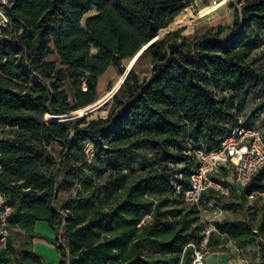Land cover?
<instances>
[{
    "label": "trees",
    "instance_id": "16d2710c",
    "mask_svg": "<svg viewBox=\"0 0 264 264\" xmlns=\"http://www.w3.org/2000/svg\"><path fill=\"white\" fill-rule=\"evenodd\" d=\"M192 4L9 0L11 27L0 35V193L12 211L0 264H42L31 244L44 238L34 233L39 221L54 233L46 240L59 264H192L190 245L205 226L172 182L181 173L188 185L195 163L187 152L217 148L247 98L264 88V59L256 54L264 48V0L231 1L229 27L153 40ZM144 46L135 64L149 60L147 80L133 66L105 118L71 115L96 103L100 78L110 67L124 76V61ZM55 53L58 62L46 61ZM263 179L264 166L234 206L262 190ZM213 225L209 250L225 239L256 246L264 264V211Z\"/></svg>",
    "mask_w": 264,
    "mask_h": 264
},
{
    "label": "built area",
    "instance_id": "2783aa9c",
    "mask_svg": "<svg viewBox=\"0 0 264 264\" xmlns=\"http://www.w3.org/2000/svg\"><path fill=\"white\" fill-rule=\"evenodd\" d=\"M225 0H211L213 7L220 6ZM9 0H0V35L4 30L11 27V21L6 12ZM195 166L188 176V185L180 182L183 175L178 173L172 187L176 195H181L184 201L195 205L199 211L201 208L209 211V218L205 225L203 237L198 245H190L192 264H205L207 241L210 232H215V221L222 218L225 210L216 197L227 196L230 186L242 192L257 171L264 166V141L261 131L255 126L244 123L241 119L232 128L231 132L224 137L217 148L206 150L199 146L191 152ZM173 167L172 164H170ZM177 167H181L178 165ZM1 172V164H0ZM264 186V179H263ZM214 197H206L208 193ZM247 199L264 198L262 190L251 191ZM11 207L6 203L5 197L0 193V248H4L11 233L9 217ZM150 220V215L144 216L137 227L144 225ZM205 224V221H203Z\"/></svg>",
    "mask_w": 264,
    "mask_h": 264
},
{
    "label": "rangeland",
    "instance_id": "374dc122",
    "mask_svg": "<svg viewBox=\"0 0 264 264\" xmlns=\"http://www.w3.org/2000/svg\"><path fill=\"white\" fill-rule=\"evenodd\" d=\"M231 1L233 0H225L220 6L213 7L211 5V0H193V4L189 7H186L178 15L181 17L190 18L187 24L179 28L182 30L181 35L185 37H191L195 33H200L205 29H214L218 26H231L233 17V8L229 5ZM187 12L189 13L188 15H186ZM93 13L94 11L87 13L84 16V19H86ZM160 32L158 33L159 38L164 36V34ZM229 35V31H226L222 36V40L228 38ZM256 54L257 56L264 59V48L258 50ZM49 59L58 61V58L55 54L50 55ZM131 61L132 59L124 61L126 71L128 70ZM133 66L136 69V72L138 73L139 79L141 81L147 80L150 77L151 66L148 59H143L138 64L134 63ZM122 78L123 76H119L117 74V70L113 67H110L107 72L100 78L98 90L101 97L96 103L88 107H95L96 109V111L92 115L87 117L88 120L105 118L107 116L109 104L111 102L112 90L118 86ZM108 86H111V91L107 92L106 90ZM65 89L70 94L68 85H66ZM263 102L264 88L258 87L247 98L245 105L238 112L239 119H241L246 124L255 125L259 130H262L264 128V107L260 109L259 107ZM71 115L74 118L81 117L79 110L73 112ZM47 119H50V117ZM221 202L223 209L225 210L224 218L229 220H241L245 219V217L249 215L250 218L253 217L258 219L261 215V212L264 211V199H254L253 201L245 199L244 202H242L243 206L238 207L234 206V204L239 203V196L238 194L233 193L227 197L222 198ZM199 213L201 223L205 226L207 224V219L209 218L210 213L208 210L203 208L200 209ZM203 221H205V224L203 223ZM37 225L38 228L45 227L43 222H39ZM17 235L19 239H23L24 237V235L20 232H18ZM213 253L225 257L222 264H257V260L255 258L257 254L256 246H250L246 248L237 247L232 241L228 239L224 240V243L221 245V247L215 248L213 250H206L205 260ZM213 261V258L209 259L208 264H212Z\"/></svg>",
    "mask_w": 264,
    "mask_h": 264
},
{
    "label": "crops",
    "instance_id": "0c3cea01",
    "mask_svg": "<svg viewBox=\"0 0 264 264\" xmlns=\"http://www.w3.org/2000/svg\"><path fill=\"white\" fill-rule=\"evenodd\" d=\"M91 12V11H90ZM94 13L90 16H93ZM88 16V17H90ZM55 55L57 56V54L55 53ZM58 58V56H57ZM46 61L50 62V61H54V62H58V61H55L53 59H49V56L46 58ZM238 194V196L241 195L242 192L236 190V188L234 186H230V189H229V195L231 194ZM227 196H223V197H227ZM247 199V197H246ZM256 199H261V198H256ZM264 199V198H263ZM249 200V199H247ZM254 200V199H253ZM253 200H249V201H253ZM186 202V201H185ZM218 202L220 203V205L222 206V202L221 200H218ZM187 203V202H186ZM189 204V203H188ZM189 205H192V204H189ZM223 207V206H222ZM224 216L222 218H219L217 221H222L224 220ZM229 220V219H228ZM39 222H42V221H39ZM39 222H36L35 225H34V233L38 234V235H41L43 236L44 238H39V237H35L31 240V244H32V251L33 253L40 257L41 260H42V264H59V256H58V253L55 249V246L53 244H51L48 240L46 239H53L55 238L54 236V233L52 232V230L47 226V224L45 222L44 225L45 227H39L38 228V223ZM43 226V225H42ZM46 228V229H45ZM216 232V231H215ZM23 241H27V238L24 236ZM224 242V240H223ZM221 247V246H219ZM218 247V248H219ZM207 250H209L207 248ZM214 259L213 263L212 264H222L223 263V260H224V256H221L219 254H211L206 260H205V264H208V261L209 259Z\"/></svg>",
    "mask_w": 264,
    "mask_h": 264
},
{
    "label": "water",
    "instance_id": "95a60500",
    "mask_svg": "<svg viewBox=\"0 0 264 264\" xmlns=\"http://www.w3.org/2000/svg\"><path fill=\"white\" fill-rule=\"evenodd\" d=\"M175 31H176V30H175ZM170 32H174V31L166 32V33H164V35H165V34H168V33H170ZM158 38H159V34H158L153 40H157ZM145 48H146V46H144V47H143V48H142V49H141V50H140V51L134 56V58L132 59L130 65H129V67H128V70H127L126 73L124 74L122 80L120 81V83L118 84V86H117L115 89L112 90L111 97H112L113 94L119 89V87L121 86V84H122V82H123V80H124V78H125V75H126L127 72L132 68V66L134 65L136 59H137L138 56L144 51ZM95 111H96L95 107H92V108H86V109H83L82 113H80V114H81V116H86V117H88V116L92 115Z\"/></svg>",
    "mask_w": 264,
    "mask_h": 264
},
{
    "label": "bare ground",
    "instance_id": "6f19581e",
    "mask_svg": "<svg viewBox=\"0 0 264 264\" xmlns=\"http://www.w3.org/2000/svg\"><path fill=\"white\" fill-rule=\"evenodd\" d=\"M189 13L187 12L186 15H188ZM190 18H185V17H181V16H177L175 17V19L173 20V22L165 29L161 30L160 33H166L169 31H175L179 28H181L182 26H184L185 24H187L189 22ZM82 109L79 110L80 113H82ZM47 118H49V116H47Z\"/></svg>",
    "mask_w": 264,
    "mask_h": 264
}]
</instances>
